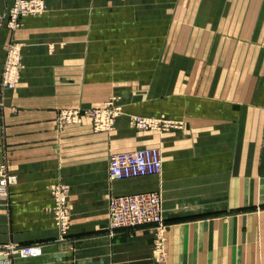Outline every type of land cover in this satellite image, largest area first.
Here are the masks:
<instances>
[{"label": "crops", "instance_id": "crops-1", "mask_svg": "<svg viewBox=\"0 0 264 264\" xmlns=\"http://www.w3.org/2000/svg\"><path fill=\"white\" fill-rule=\"evenodd\" d=\"M185 10L201 18L175 48L169 75L203 82L171 99L185 131L135 134L130 143L159 145V173L110 180V144L89 121L58 128L49 106L18 92L0 98V165L17 176L8 206L0 202V243L42 244L36 257L0 252V264H264V211H236L264 203V0H200ZM127 121L124 113L116 135L126 136ZM60 181L69 186L65 231L50 193ZM150 190L161 192L169 221L159 245L147 226L109 229L110 195Z\"/></svg>", "mask_w": 264, "mask_h": 264}, {"label": "rangeland", "instance_id": "rangeland-1", "mask_svg": "<svg viewBox=\"0 0 264 264\" xmlns=\"http://www.w3.org/2000/svg\"><path fill=\"white\" fill-rule=\"evenodd\" d=\"M199 1L58 0L53 8L44 0L6 2L0 7L1 102L18 92L22 100L49 106L55 112L58 128L89 121L92 132L109 142L108 159L115 152L142 147H156L161 154L159 145L134 147L130 143L135 134L185 131V119L171 115L170 102L183 101L185 90L190 91L195 81L200 90L202 78L169 73L179 64L174 60L175 48H183L179 42H183L187 31L190 35L201 18V13L185 9ZM124 89L129 93L124 94ZM103 110L105 113H101ZM124 113L128 116L125 137L114 133ZM225 162L233 166L235 158L226 157ZM108 178L112 179L109 174ZM1 181L4 183H0V189L6 192L0 202L7 207V190L17 176L5 164L0 165ZM68 191V184L61 181L50 186L54 221L62 231L70 223ZM150 191L161 198L165 230L169 221L164 215L162 194ZM114 195L119 194L107 200L110 230L119 228L113 226L108 212ZM225 199L227 213V195ZM62 210L65 219L59 214ZM240 210L261 212L264 203L236 208ZM142 226L157 230L151 224ZM33 244H40L42 252L40 242L12 241L0 243V252L20 258L36 257L20 253L21 247Z\"/></svg>", "mask_w": 264, "mask_h": 264}, {"label": "built area", "instance_id": "built-area-1", "mask_svg": "<svg viewBox=\"0 0 264 264\" xmlns=\"http://www.w3.org/2000/svg\"><path fill=\"white\" fill-rule=\"evenodd\" d=\"M104 111V110H103ZM101 113H105V111ZM162 158L156 147H142L115 152L107 163L108 174L112 179H123L160 172ZM4 183V182H0ZM108 212L114 227H135L153 225L157 230V244L161 243L160 234L165 225L162 215L161 198L156 192H139L114 195L109 200ZM62 219L65 211L62 210ZM25 256H37L41 253V245H26L20 248Z\"/></svg>", "mask_w": 264, "mask_h": 264}]
</instances>
